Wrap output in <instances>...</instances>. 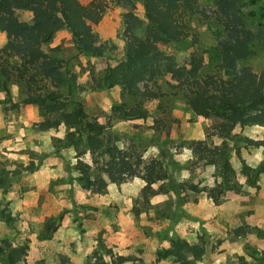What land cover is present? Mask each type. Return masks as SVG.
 Segmentation results:
<instances>
[{"label":"rangeland","instance_id":"rangeland-1","mask_svg":"<svg viewBox=\"0 0 264 264\" xmlns=\"http://www.w3.org/2000/svg\"><path fill=\"white\" fill-rule=\"evenodd\" d=\"M77 1L86 6L91 0ZM101 1L106 11L92 28L97 44L103 48V58L77 55L66 29L57 32L42 48L61 61V72L71 81L70 100L65 102L80 103L87 116L105 126V133L115 140L119 149L130 150L136 146V152L143 159L163 160L176 183L207 187L208 166L195 160L188 145L204 138L210 122L194 116L180 94L166 85L175 86L168 76L159 79L158 84L161 91L170 96L150 102L147 105L149 118L145 121H121L112 117V106L121 101L120 89H94L92 76H99L106 67H114L123 58L124 18L128 10L137 19L135 32L138 35H143L146 27L138 1H133L128 10L109 0ZM254 1L255 4L240 7L241 15L245 16L248 28L264 33V0ZM199 4L208 17L193 25L197 44L194 46L189 41L186 53L176 54L171 46L164 47L163 52L173 55L176 63L183 66L195 51L203 57L204 72L211 73L218 63L216 39L222 36V29L211 19L213 2L199 0ZM19 17L22 21L30 18L25 13H19ZM5 45L6 36L0 32V50ZM253 50L254 54L242 65L254 73L264 74V47L254 45ZM5 87L6 92L0 81V242L12 248H25L26 257L17 264H178L173 256H164L175 238L202 250L200 257L187 255L188 263H218L221 240L215 237L219 232L217 225L211 222L213 236L202 229L190 228L192 219L187 205L192 200L196 203L193 198L196 193L187 191L180 195L181 199L172 192L161 193L149 196L145 202L142 198L144 184L137 178L122 184L104 179L106 186L101 191L96 186H85L79 181L77 169L89 166L92 177L100 158L90 155L83 134L64 124L42 129L54 117L46 119L36 106L23 103L24 83L15 75ZM36 87L39 93H44L43 88L49 90L46 82ZM58 90L65 96L66 84ZM152 119L161 120L158 132L152 129ZM239 132L236 129L234 134L241 139L264 143V126L247 127ZM236 147L239 155L232 151L230 158L232 168L237 167L236 173L240 172V161L248 166L252 162L258 165L264 162L263 147H247L241 143ZM216 176L214 170L211 177ZM238 181L242 184L241 193H231L241 196L246 205L262 203L258 217H264V174L256 188L244 184L242 176L238 175ZM151 188L156 191L158 187ZM252 213L247 211L243 216ZM232 231L227 233L229 239L247 234L254 239L242 240L244 255L237 257L238 264H264V231L246 224Z\"/></svg>","mask_w":264,"mask_h":264},{"label":"trees","instance_id":"trees-1","mask_svg":"<svg viewBox=\"0 0 264 264\" xmlns=\"http://www.w3.org/2000/svg\"><path fill=\"white\" fill-rule=\"evenodd\" d=\"M109 1L127 10L133 1H138L146 27L143 35H138L135 32L137 19L128 10L124 18L126 40L123 58L114 67H106L99 76H92L94 89H120L121 101L112 106V117L121 121H145L149 118L147 105L170 96L162 92L158 84L159 79L168 76L175 86L166 85L180 94L184 105L194 116L210 122L204 139L190 142L188 149L203 166L215 168L220 182L215 181L212 187L204 188L176 183L163 160L157 157L143 159L136 152V146L130 150L119 149L115 140L105 133V126L87 116L80 103L65 102L70 100L71 81L61 72V61L43 52L42 48L53 40L57 32L66 29L77 55L103 58V48L97 44L92 28L106 11L101 0H91L86 6L77 0H0V32L6 36V45L0 50L3 90L7 91L5 85L15 75L19 82L24 83L23 103L36 106L46 119L54 117L42 129L64 124L83 134L90 155L100 158L92 177L89 166L77 169L79 181L87 187L96 186L101 191L106 186L104 179L122 184L130 178H137L144 184L142 198L145 202L149 196L167 192L181 199V194L190 191L205 193L214 206L220 204L226 192L241 193L238 175L242 176L244 184L256 188L264 174V162L251 168L240 161L239 173L230 163L232 151L239 155L238 143L264 148L263 141L241 139L234 134L236 129L242 133L247 127L264 126V74L254 73L242 65L254 54V45L264 47V33L248 28L240 10L241 6L255 4V1L211 0L214 7L211 19L222 29V36L216 39L218 63L211 73L204 72L203 57L195 51L190 53L187 64L183 66L176 63L173 55L163 52L164 47L171 46L176 54L186 53L189 41L194 46L197 44L193 25L208 17L199 0ZM19 13L28 14L29 20L22 21ZM11 60L17 61V65ZM44 82L49 90L43 88L44 93H39L34 89ZM64 83L67 86L65 96L58 90ZM68 107L70 111L66 110ZM152 122V129L158 132L161 120L152 119ZM155 185L158 187L156 191L151 188ZM0 243L1 264H17L25 259V248H12L5 242ZM202 253V250L175 238L164 256H173L178 264H190L187 255L200 257Z\"/></svg>","mask_w":264,"mask_h":264},{"label":"crops","instance_id":"crops-1","mask_svg":"<svg viewBox=\"0 0 264 264\" xmlns=\"http://www.w3.org/2000/svg\"><path fill=\"white\" fill-rule=\"evenodd\" d=\"M256 165L258 164L255 162L250 163V167L252 168H255ZM233 169L236 171L237 167H233ZM214 170L215 168L213 166L206 167L207 187H212L214 180L220 182L217 176L216 178L211 177L214 174ZM194 197L196 203L192 200L187 205L192 219L190 221V228L194 231H200L202 229L207 235L213 236L211 233V222H214L217 225V229H219L215 237L221 240L218 247L220 255L218 256V263L216 264H238L237 257L244 255L242 246L244 244H242V240L248 242L254 239L247 234L245 237L236 236V238H231V240L228 238L227 233L231 232V230H236L243 224L258 226L264 231V217H258L262 203L259 204L256 201L251 205L243 204L241 196L230 191L226 192L225 196H223V201L217 207L212 204L205 193L197 194ZM209 210L212 213H209ZM247 211H252V215L243 216Z\"/></svg>","mask_w":264,"mask_h":264}]
</instances>
